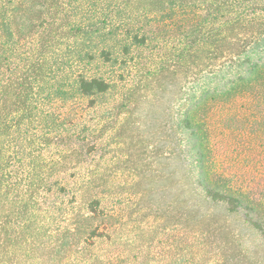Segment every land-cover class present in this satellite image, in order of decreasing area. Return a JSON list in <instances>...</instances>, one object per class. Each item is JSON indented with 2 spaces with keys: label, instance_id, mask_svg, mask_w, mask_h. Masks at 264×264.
I'll use <instances>...</instances> for the list:
<instances>
[{
  "label": "trees",
  "instance_id": "trees-1",
  "mask_svg": "<svg viewBox=\"0 0 264 264\" xmlns=\"http://www.w3.org/2000/svg\"><path fill=\"white\" fill-rule=\"evenodd\" d=\"M235 132L264 152V0H0V264H264Z\"/></svg>",
  "mask_w": 264,
  "mask_h": 264
},
{
  "label": "rangeland",
  "instance_id": "rangeland-1",
  "mask_svg": "<svg viewBox=\"0 0 264 264\" xmlns=\"http://www.w3.org/2000/svg\"><path fill=\"white\" fill-rule=\"evenodd\" d=\"M163 108H165V103L162 105ZM162 119H164L163 121H165V116L166 114L164 113H160ZM153 115H151L152 117ZM91 117L93 116H89V120L91 121ZM149 119V118H148ZM233 125H234V121L232 120ZM146 123L149 125L150 124V120L146 121ZM145 129H149L148 126ZM219 136H221L220 133H218ZM232 135H236L238 136V138H233L229 140V151H233V155H234V159L236 161V163L238 164L239 167H241L242 170L245 171V173H248L250 175H256V176H260L264 179V152L261 151V149L259 150H255L252 151L249 146H246V144H244V141H239V139H242L239 136L238 132H235L234 134L232 133ZM245 142L246 139L244 138ZM129 143H126L124 145H128ZM123 146V145H122ZM151 149V147L149 148ZM146 163L145 169L146 171H150L151 168L153 167V165H155L154 162V154L152 153H148L146 155V159L144 160ZM130 166V164H129ZM128 167H124L123 169L125 170L126 176H124L121 180H122V188L123 191L128 190V188L126 187V179L128 176ZM150 181L148 180L146 182V186L148 187V183ZM165 183V181L163 182ZM126 187V188H125ZM125 195H128V193H126ZM170 195L168 192L167 187H163V189H153L151 191H149L147 199L145 201L146 205H149L151 207V205L154 207L155 211H159L163 217V219H166V221H169V215L171 214V206H170ZM141 209V208H140ZM137 210V209H136ZM138 212V211H137ZM135 212V214L137 213ZM140 213V212H139ZM152 213V210H151ZM141 234H143V231H140Z\"/></svg>",
  "mask_w": 264,
  "mask_h": 264
}]
</instances>
